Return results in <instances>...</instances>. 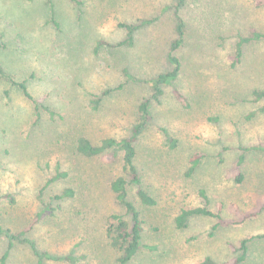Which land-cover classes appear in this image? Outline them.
<instances>
[{
    "label": "rangeland",
    "instance_id": "374dc122",
    "mask_svg": "<svg viewBox=\"0 0 264 264\" xmlns=\"http://www.w3.org/2000/svg\"><path fill=\"white\" fill-rule=\"evenodd\" d=\"M177 2L0 0V223L51 255L41 264H118L121 252L110 243L109 227L111 215L125 211L110 183L122 173L121 153L111 160L83 157L74 140L130 134L139 102L152 93L147 81L170 69L178 17L185 30L177 50L183 71L163 85L136 142L143 183L157 202L140 204L136 187H129L143 221L142 242L154 248H141L130 264H202L205 257L224 263L238 255L243 239L248 250L239 264H264V209L217 228L209 216H193L183 228L174 224L181 208L202 204L199 189L210 209L222 203L226 219L238 216L230 204L246 211L264 200V96L253 95L264 91V39L245 43L240 63L230 65L239 37L264 32V5L185 0L177 8ZM140 20L147 22L134 31L133 43L117 45L125 37L117 23ZM9 77L26 81L43 106L39 112ZM108 89L98 106L90 104ZM170 136L177 140L173 148ZM240 155L243 178L236 182L229 173ZM57 163L68 177L46 185ZM67 187L72 198L53 199ZM7 243L0 233V257ZM65 255L71 259L55 258ZM37 261L26 242L15 239L8 249L6 264Z\"/></svg>",
    "mask_w": 264,
    "mask_h": 264
},
{
    "label": "trees",
    "instance_id": "16d2710c",
    "mask_svg": "<svg viewBox=\"0 0 264 264\" xmlns=\"http://www.w3.org/2000/svg\"><path fill=\"white\" fill-rule=\"evenodd\" d=\"M73 2L80 4L79 0H72ZM177 8L184 4L185 0H177ZM257 7L264 5V0H256ZM147 20H140L139 23H125L118 22V27H122L125 30V37L117 44L121 45H131L133 43L134 31L139 28L141 25L146 23ZM264 39V32H259L255 29H251L249 34L246 36L239 37L234 48V55L230 65L234 67L236 64L240 63L241 57L243 54V45L250 41H259ZM185 40V30L184 22L181 18L178 17V20L175 25V38L169 44V51L167 54V59L170 65V69L158 74L157 76L149 79V84L151 88V96L148 98L142 99L137 107L138 118L135 124L131 127L130 134L126 137L116 139L114 137H104L98 143H94L88 136L80 135L74 140V150L80 156L83 157H93V156H102L105 160H111L116 153L119 151L121 153V167L122 173L119 174L115 179L110 183L111 190L114 194L116 201L123 207L124 213H113L111 215V225L109 227V238L110 243L118 251L121 252V255L118 258V264H130L133 257L141 248H146L152 250L153 245L143 244L142 235H143V221L140 216V211L136 202L130 198L129 187H136V195L140 204L145 206L154 205L157 200L154 196L146 189L145 184L143 183L142 176L140 174L139 167L136 162V142L138 141L139 136L143 133L145 127L151 119V104L154 102H159L163 94V85L172 84L180 77L183 71V65L180 57L177 55V50L181 47L182 43ZM102 41H98V45ZM1 71V69H0ZM124 73L127 78H132V75L124 69ZM12 85H15L21 93L34 104V110L38 111L42 106L40 101L36 100L28 90L26 81H15L12 77H9ZM123 85H120V88ZM112 92L111 89L105 90L102 92V95H96L90 100V104L94 107L98 106L102 100V96H107ZM175 96L179 99H182L181 94L177 91L176 88L173 89ZM7 93V91H6ZM253 95L257 98L264 96V91L254 90ZM47 112L52 115L53 112L50 111L47 107H44ZM39 112V111H38ZM177 140L170 136L168 137V146L170 148L175 147ZM264 148V143L259 145ZM112 150V151H111ZM199 156L196 155L190 159V165L188 168V173L192 172L196 165L199 162ZM244 155H240L237 163L232 168L229 173L236 182H240L243 178V174L240 172V166L243 162ZM68 177V172L61 170L60 164L57 163L54 173L49 177L46 182V185L51 182L65 179ZM75 192L71 187L65 188L60 194H55L53 199H65L72 198ZM198 195L202 199V204L195 207L181 208L179 213L174 218V224L177 228L186 227L189 218L193 216H209L215 220L213 228H217L223 225L237 224L242 223L245 220L257 216L264 209V200L258 199L256 204L253 207L246 211H240L235 203L229 205V209L234 213H237V218H224L221 214L222 203L217 204V209L212 210L208 207V199L203 189H199ZM9 202H13L14 199L11 196H8ZM50 206V205H49ZM54 210V208H51ZM129 217H126V216ZM0 233L4 234L8 240L7 249L0 257V264H6V259L8 255V249L13 246V241L18 239L20 241L26 242L32 252L37 256V264H41L44 258H51V255L47 251H39L36 246L31 243L26 237L19 239L24 232L14 233L10 232L8 229H3L0 223ZM248 240L243 239L240 241L238 246V255L234 256L230 260L224 263H218L213 261L210 257H205L202 261V264H239L245 260L248 245ZM58 260H68L71 257L69 256H59L55 257Z\"/></svg>",
    "mask_w": 264,
    "mask_h": 264
}]
</instances>
